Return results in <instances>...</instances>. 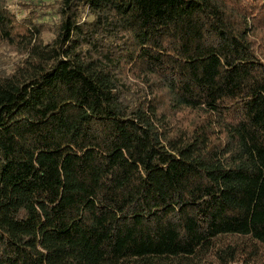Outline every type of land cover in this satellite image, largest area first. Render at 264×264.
I'll use <instances>...</instances> for the list:
<instances>
[{
	"label": "trees",
	"instance_id": "trees-1",
	"mask_svg": "<svg viewBox=\"0 0 264 264\" xmlns=\"http://www.w3.org/2000/svg\"><path fill=\"white\" fill-rule=\"evenodd\" d=\"M19 5L0 2V264L264 247V0Z\"/></svg>",
	"mask_w": 264,
	"mask_h": 264
},
{
	"label": "rangeland",
	"instance_id": "rangeland-1",
	"mask_svg": "<svg viewBox=\"0 0 264 264\" xmlns=\"http://www.w3.org/2000/svg\"><path fill=\"white\" fill-rule=\"evenodd\" d=\"M54 0H0L3 4L11 9L18 17L25 14V10L19 5L20 2H40L42 4L52 3ZM55 15L48 13L41 16L39 22H51ZM0 68L9 69L12 62L15 61V56L0 51ZM192 114L186 111L175 112L172 118L166 122L167 127L170 126L173 130L180 128L187 123ZM236 246L234 249L235 255L233 261L228 259L223 254L227 248ZM240 257L239 259L236 256ZM100 264H264V247L254 245H244L242 239L232 236H217L210 241V249L205 255H201L196 260H192L187 256L177 257H142L132 259H105Z\"/></svg>",
	"mask_w": 264,
	"mask_h": 264
}]
</instances>
